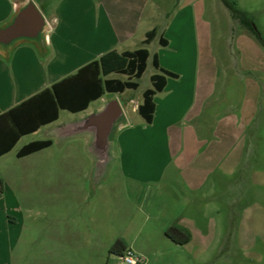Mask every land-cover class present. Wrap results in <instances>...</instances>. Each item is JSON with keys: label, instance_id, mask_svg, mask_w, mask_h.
<instances>
[{"label": "crops", "instance_id": "0c3cea01", "mask_svg": "<svg viewBox=\"0 0 264 264\" xmlns=\"http://www.w3.org/2000/svg\"><path fill=\"white\" fill-rule=\"evenodd\" d=\"M30 3L0 0V32ZM40 14L36 30L0 44V114L111 50L139 48L136 38L158 44L147 48V60L158 62L150 79L174 75L154 94L150 122L137 110L142 98L127 92L119 101L105 155L94 128L79 126L118 92L80 111L59 109L0 155V264H127L109 252L118 239L138 264L168 255L181 264H264V92L257 78L219 79L192 0H55ZM151 29L155 37L144 43ZM63 111L70 114L61 118ZM173 224L190 231L188 242L166 235Z\"/></svg>", "mask_w": 264, "mask_h": 264}, {"label": "trees", "instance_id": "16d2710c", "mask_svg": "<svg viewBox=\"0 0 264 264\" xmlns=\"http://www.w3.org/2000/svg\"><path fill=\"white\" fill-rule=\"evenodd\" d=\"M221 1L228 7L232 17L238 19L242 25L252 31L264 46V39L255 28L251 16L238 8L232 0ZM155 35V29L149 30L143 42L149 43ZM159 41L161 44H166V39L163 36H160ZM148 55L149 51L145 46L121 52L111 50L99 59L83 65L75 73L63 77L50 87L1 113L0 155L9 151L21 135L55 120L58 117L59 109H67L72 112L80 111L104 92L121 93L126 89L137 88V79L145 71ZM153 64L158 67L156 57H154ZM113 73L124 74L127 78L112 76ZM165 75H174V73L162 70V74L155 73L151 76L153 87L144 90L142 101L138 104L137 110L147 122L152 120L155 107L153 96L164 86ZM50 143L49 139L31 141L23 145L17 155L31 153ZM165 233L178 244L186 243L191 238L188 229L174 224L169 226ZM125 249L124 242L118 239L110 246L109 252L121 256Z\"/></svg>", "mask_w": 264, "mask_h": 264}, {"label": "rangeland", "instance_id": "374dc122", "mask_svg": "<svg viewBox=\"0 0 264 264\" xmlns=\"http://www.w3.org/2000/svg\"><path fill=\"white\" fill-rule=\"evenodd\" d=\"M34 1L39 10L41 9L40 12L42 14H48L52 2L55 0ZM232 1L235 2V5L238 8L246 11L247 14L251 16L255 28L260 32L261 37L264 39V0ZM175 7L176 1H173L169 8L170 14L173 13V9ZM192 7L195 12L196 19L198 20V24L202 25L203 29L202 36L200 37L201 44L207 46V50L210 52L209 54H211L215 59L217 66L219 67V79L224 78L226 75L228 76V74H231V76L236 79H245L248 77L257 78L256 80L257 87L259 86V94L264 92V46L261 44L257 36L242 25L238 19L232 17L230 10L221 0H192ZM36 26L37 24L25 29L24 31L36 30ZM14 35L15 34L11 36ZM11 36H8V38ZM35 36H38V32ZM0 44H5L6 46L9 43L4 42L0 36ZM157 45V42L154 41L146 47L152 51L157 47ZM140 46H142V44L139 42V38L133 40L132 47ZM245 63L253 64L256 68L252 69L249 73H246V71L242 69L240 70V67ZM153 71L154 66L151 58H149L147 60L145 71L141 77L137 79L138 87L135 89H126L124 93H118L117 97L119 98V101L125 97L127 92H132L136 97L142 98L143 90L153 86L150 79V75ZM112 76L121 77L123 79L127 78L126 75L121 73H113ZM109 95V93H106L105 98ZM105 105L106 104H104V106ZM126 110L127 113L129 112L130 114V108L127 107ZM67 114L70 113L68 111H63L61 118ZM106 164L110 165L112 168L115 167L114 162H111L110 160ZM255 165V167H257L256 163ZM227 247H230V245ZM1 248H4L3 251L5 255L7 246H1ZM229 252H232V250ZM187 263L188 262H186V264ZM154 264L181 263L177 262L170 255H168L166 260L154 262ZM192 264H196V262H192ZM206 264H247V262L217 260L208 261Z\"/></svg>", "mask_w": 264, "mask_h": 264}, {"label": "water", "instance_id": "95a60500", "mask_svg": "<svg viewBox=\"0 0 264 264\" xmlns=\"http://www.w3.org/2000/svg\"><path fill=\"white\" fill-rule=\"evenodd\" d=\"M42 19L40 11L34 3H30L17 22L11 25L4 32H0L3 39L13 34H18L22 30L39 23ZM123 108L118 98L113 97L107 101L106 105L99 111L89 114L81 122L79 128H94V144L101 154L105 155L108 146V137L114 122L122 115Z\"/></svg>", "mask_w": 264, "mask_h": 264}, {"label": "built area", "instance_id": "2783aa9c", "mask_svg": "<svg viewBox=\"0 0 264 264\" xmlns=\"http://www.w3.org/2000/svg\"><path fill=\"white\" fill-rule=\"evenodd\" d=\"M122 262L127 264H138L139 258L131 249H126L125 252L120 256Z\"/></svg>", "mask_w": 264, "mask_h": 264}]
</instances>
